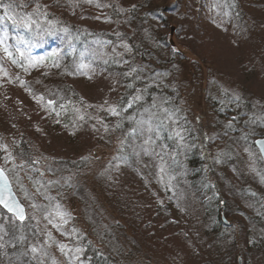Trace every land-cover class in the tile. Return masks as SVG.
I'll list each match as a JSON object with an SVG mask.
<instances>
[{"label":"rangeland","instance_id":"rangeland-1","mask_svg":"<svg viewBox=\"0 0 264 264\" xmlns=\"http://www.w3.org/2000/svg\"><path fill=\"white\" fill-rule=\"evenodd\" d=\"M234 1L241 15L221 0H0L39 17L47 40L58 23L94 32V59L121 58L129 76L120 88L74 64L65 108L44 94L59 77L52 46L12 59L0 44V164L26 207L23 222L0 207V264H82L86 244L117 264H264V0ZM167 105L174 148L153 142L147 168L119 163L148 124L134 111ZM195 154L199 201L185 176Z\"/></svg>","mask_w":264,"mask_h":264},{"label":"trees","instance_id":"trees-1","mask_svg":"<svg viewBox=\"0 0 264 264\" xmlns=\"http://www.w3.org/2000/svg\"><path fill=\"white\" fill-rule=\"evenodd\" d=\"M221 1L225 6L224 8L233 13L236 12L237 15H241L235 10L238 6L237 2H235L234 0ZM15 7L16 6L14 4L11 5L9 2H0L1 47L5 53L9 54L12 59H14L19 56L20 53L30 57L37 56L38 54L42 53H47V51L49 50L48 47L51 48L52 46L53 52L56 51V53H54L55 55L50 58L51 66L52 64H58L51 68L52 70H50V74L54 75L58 73L59 77L51 78L52 81H50L49 83L47 82L49 86L47 88L48 90H46L44 94H47L48 92L55 93L52 91H60L59 93L66 98V102H61L65 108L68 107L65 105L68 103V97L70 96L67 95L68 93L64 91L67 86L64 83L63 78L72 76L71 71H74V64L86 62L93 66L94 62V66L99 70L106 72V74L109 73L110 75L120 76V78L123 77V81L120 82V85L118 84V87L120 86V88L125 78L129 77L125 73V71L128 69V66H126L123 70V63L121 61V58H111L110 53H107L94 59L95 55H98V52H96L94 48L96 44V38H99L94 34V32L84 31L77 27L65 28V26L58 23L53 27V29H48V32L51 31L53 35H51L47 40L43 37V28H40L36 25L37 22L40 23V18H34L32 20V23L24 22L22 19L23 14H16ZM233 20H238V17ZM156 68L158 67L156 66ZM80 73L82 74V70L80 71ZM25 88L35 90L41 89L43 88V81H39L36 85V82H34L33 79H29ZM41 96H43V94ZM165 108L166 109H158L155 111L153 109L151 110L150 107H148L143 112L142 110H144V108L138 107L137 112L134 111L136 113L135 118H137L138 120L144 118L146 119V123L148 124H146L145 126L146 129L143 128V130H136L134 127H132L133 131L131 132L130 137H127L124 143L123 150L120 149L117 155L118 158L116 160H118L119 163L126 165L127 163L129 164V162L132 160L134 162L136 159H139L141 164L144 165L145 168H147L146 164L148 161H150L149 159L151 158V156L149 155L152 153L153 145L151 144L153 142L160 147L164 145H166L167 147L168 145L169 150H172L174 148V145L170 144L172 140L169 135L170 130L168 129L170 123H167L166 119L167 114L171 117V110H173L174 108L172 106L169 107L168 105L165 106ZM66 123L69 124V117L66 118ZM129 124L133 125V122H130ZM185 139L186 138L180 139V146L182 145L181 142ZM145 148H148L150 150L147 149L148 151H145ZM189 148L191 147H188L186 149ZM182 158L183 155L180 159V161L182 160L181 163L184 162ZM199 160L200 158L197 154L193 156L190 155V157L186 160L188 170L186 169L185 175L187 176L189 182H191L195 186L194 191L197 196V201L201 200L202 198L203 187L202 169H200ZM136 161L137 163H139L138 160ZM137 163L133 164L132 166L137 167ZM0 167H2L1 164ZM2 168L9 176L10 180H13V177L9 172L10 168H6L4 166ZM199 204L201 205L200 202ZM254 221L259 222L256 219ZM211 222L213 225V231H216L214 233L218 234L219 231L217 229H219V227L223 225V222L217 211L213 213V220H211ZM14 232L15 230H13L12 232L10 231L11 234ZM85 246L86 251L84 250V252L82 253L83 255L81 254V257L79 258L82 264H117L115 260H112V257L110 258L108 255L103 253L102 250L94 249L92 244H86ZM261 249L263 248L261 247ZM26 254L27 253L22 256H25Z\"/></svg>","mask_w":264,"mask_h":264},{"label":"water","instance_id":"water-1","mask_svg":"<svg viewBox=\"0 0 264 264\" xmlns=\"http://www.w3.org/2000/svg\"><path fill=\"white\" fill-rule=\"evenodd\" d=\"M255 145L258 148L261 158L264 162V138L256 140ZM0 173H2L0 174V199L5 200L9 204V207L13 209V211H9V208H6L3 203H0V207L7 213L13 215L18 221H24L26 218L25 205L17 196L9 176L2 167H0ZM19 209H23V220L18 218L17 211Z\"/></svg>","mask_w":264,"mask_h":264},{"label":"snow or ice","instance_id":"snow-or-ice-1","mask_svg":"<svg viewBox=\"0 0 264 264\" xmlns=\"http://www.w3.org/2000/svg\"><path fill=\"white\" fill-rule=\"evenodd\" d=\"M0 174H2V173H0ZM0 203H3L6 208H9V211H13V209L11 207H9V204L5 200L0 199ZM17 215H18V218L19 219L23 220L24 219L23 209H19L17 211Z\"/></svg>","mask_w":264,"mask_h":264}]
</instances>
